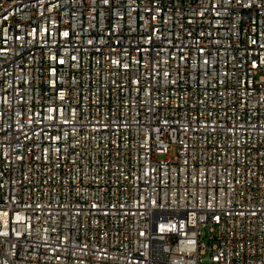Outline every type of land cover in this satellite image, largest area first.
Segmentation results:
<instances>
[{
	"label": "built area",
	"instance_id": "built-area-1",
	"mask_svg": "<svg viewBox=\"0 0 264 264\" xmlns=\"http://www.w3.org/2000/svg\"><path fill=\"white\" fill-rule=\"evenodd\" d=\"M0 264H264V0H0Z\"/></svg>",
	"mask_w": 264,
	"mask_h": 264
},
{
	"label": "rangeland",
	"instance_id": "rangeland-1",
	"mask_svg": "<svg viewBox=\"0 0 264 264\" xmlns=\"http://www.w3.org/2000/svg\"><path fill=\"white\" fill-rule=\"evenodd\" d=\"M176 153H177L176 148H174V149H172V150L170 151V155H171L172 157H174V156L176 155Z\"/></svg>",
	"mask_w": 264,
	"mask_h": 264
}]
</instances>
